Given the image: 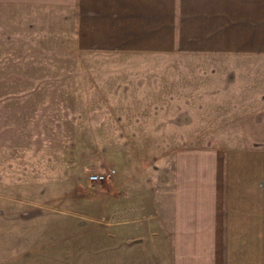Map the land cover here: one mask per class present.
Segmentation results:
<instances>
[{
	"label": "crops",
	"instance_id": "obj_1",
	"mask_svg": "<svg viewBox=\"0 0 264 264\" xmlns=\"http://www.w3.org/2000/svg\"><path fill=\"white\" fill-rule=\"evenodd\" d=\"M64 24L74 56L150 59L154 73L167 56L151 76L167 81L166 175L124 183L119 264H264V0H0V67L56 61L45 41Z\"/></svg>",
	"mask_w": 264,
	"mask_h": 264
},
{
	"label": "rangeland",
	"instance_id": "obj_2",
	"mask_svg": "<svg viewBox=\"0 0 264 264\" xmlns=\"http://www.w3.org/2000/svg\"><path fill=\"white\" fill-rule=\"evenodd\" d=\"M45 43L57 47L47 67H0V264H119L118 209L131 202L120 197L124 183L166 175L172 137L155 134L167 81L151 76L167 74V56L158 73L150 59L94 49L74 56L69 24L56 45ZM108 168L105 180L88 181ZM153 188L165 210L166 185ZM139 209L128 216L141 223Z\"/></svg>",
	"mask_w": 264,
	"mask_h": 264
},
{
	"label": "built area",
	"instance_id": "obj_3",
	"mask_svg": "<svg viewBox=\"0 0 264 264\" xmlns=\"http://www.w3.org/2000/svg\"><path fill=\"white\" fill-rule=\"evenodd\" d=\"M112 172V168H108L106 171H92L87 175V179L90 182H101L110 176Z\"/></svg>",
	"mask_w": 264,
	"mask_h": 264
}]
</instances>
